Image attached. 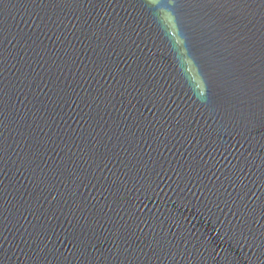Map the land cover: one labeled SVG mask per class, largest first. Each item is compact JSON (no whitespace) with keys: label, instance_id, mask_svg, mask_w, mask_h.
Instances as JSON below:
<instances>
[{"label":"water","instance_id":"95a60500","mask_svg":"<svg viewBox=\"0 0 264 264\" xmlns=\"http://www.w3.org/2000/svg\"><path fill=\"white\" fill-rule=\"evenodd\" d=\"M0 196L32 264H264V0H0Z\"/></svg>","mask_w":264,"mask_h":264}]
</instances>
